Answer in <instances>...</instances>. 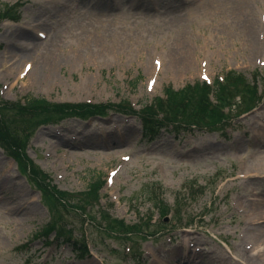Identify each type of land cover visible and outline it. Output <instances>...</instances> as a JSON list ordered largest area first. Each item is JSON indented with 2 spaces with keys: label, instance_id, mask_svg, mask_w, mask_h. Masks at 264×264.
I'll use <instances>...</instances> for the list:
<instances>
[{
  "label": "rangeland",
  "instance_id": "1",
  "mask_svg": "<svg viewBox=\"0 0 264 264\" xmlns=\"http://www.w3.org/2000/svg\"><path fill=\"white\" fill-rule=\"evenodd\" d=\"M22 2L0 20L23 145L0 147V264H264V0ZM226 73L218 101L188 89Z\"/></svg>",
  "mask_w": 264,
  "mask_h": 264
},
{
  "label": "trees",
  "instance_id": "2",
  "mask_svg": "<svg viewBox=\"0 0 264 264\" xmlns=\"http://www.w3.org/2000/svg\"><path fill=\"white\" fill-rule=\"evenodd\" d=\"M1 6L3 8V12H6L7 11V8L5 7H8L6 4H3L1 3ZM1 11V12H2ZM2 12V13H3ZM2 15V14H1ZM226 82H228V80L226 79ZM216 84V83H215ZM218 85V84H217ZM221 87L220 85H218V88ZM188 89L193 92H197V94H199L200 96H203L204 94H206L207 90H208V86L206 84H194V85H191L188 87ZM221 89L225 92V89L223 87H221ZM218 92V90H217ZM165 94H166V98L165 100H168L169 98H173V97H181L179 95H182L184 94V91H181L180 93H177V91H175L174 89H172L171 87H167L165 89ZM160 99V98H159ZM36 101H39L38 99H35L33 97H30L27 102H26V105L27 106H31L32 104L31 103H34ZM4 142H1L2 146L5 147L6 149H10L12 151L16 150L17 151H20L21 150V147L22 145H19V144H14V141L11 139V138H8L6 140H3ZM96 188H97V185H96ZM92 189V188H91ZM97 190V189H96ZM96 190H93L91 191L89 194H88V199H91V198H94V194L96 193ZM157 209L159 210V212L161 213H164L165 212V207L164 206H158ZM119 224H122L121 222L118 221ZM123 225V224H122Z\"/></svg>",
  "mask_w": 264,
  "mask_h": 264
},
{
  "label": "bare ground",
  "instance_id": "3",
  "mask_svg": "<svg viewBox=\"0 0 264 264\" xmlns=\"http://www.w3.org/2000/svg\"><path fill=\"white\" fill-rule=\"evenodd\" d=\"M176 14V13H175ZM175 14H173V15H171L170 17H174L175 16ZM97 16H98V14H96ZM93 32H94V28H93ZM92 32V33H93ZM185 51V50H184ZM182 60L185 62V64L186 65H188V66H190V60L187 58V53H186V51H185V53L184 54H182ZM170 62H169V66H172L173 64L175 65V63H176V61H174L173 62V60H169ZM46 64L48 65V61L46 62ZM95 136V135H94ZM256 219H258V218H256ZM260 219V218H259ZM263 224V223H262Z\"/></svg>",
  "mask_w": 264,
  "mask_h": 264
}]
</instances>
